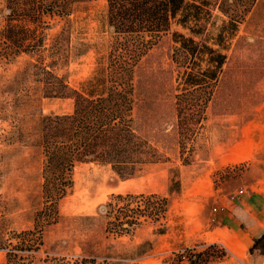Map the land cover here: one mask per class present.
<instances>
[{"label":"rangeland","instance_id":"374dc122","mask_svg":"<svg viewBox=\"0 0 264 264\" xmlns=\"http://www.w3.org/2000/svg\"><path fill=\"white\" fill-rule=\"evenodd\" d=\"M8 14L0 0V32ZM212 14L217 26L226 19L217 10ZM45 24L39 55L6 57L0 52V264H8L1 246L12 248L15 233L32 230L43 207L40 119L74 109L73 98L45 96V76L38 65L86 91L106 66L113 34L107 0L79 3L68 18L48 17ZM175 32L191 36L189 29L173 23L135 71V125L157 147L162 161L129 178L108 164H77L74 185L59 203L58 221L45 225L39 249L19 251L20 263L46 264L47 257H65L71 264L83 259L88 260L83 264H183V254L190 259L191 253L215 243L212 234H202L219 225L218 214L233 211L243 198L259 207L264 195V0H255L236 36L227 41L229 58L206 118L195 135L183 138V147L176 94L184 68ZM175 180L179 185L170 192ZM119 193L167 196L169 208L160 222L142 218L130 233L116 236L106 231V210ZM217 244L214 255L225 257L211 264L228 256L226 246Z\"/></svg>","mask_w":264,"mask_h":264},{"label":"trees","instance_id":"16d2710c","mask_svg":"<svg viewBox=\"0 0 264 264\" xmlns=\"http://www.w3.org/2000/svg\"><path fill=\"white\" fill-rule=\"evenodd\" d=\"M85 1L5 0L9 14L6 27L0 32V52L6 57L20 52L39 55L44 47L46 19L68 18L75 6ZM254 3L255 0H107V20L113 34L106 66L95 77V86L86 91L74 89L63 77L37 64L45 76V96L73 98L74 109L40 119L39 144L45 156L43 207L37 212L32 230L15 233L17 243H11L12 248L1 246L7 250L8 264H22L21 251L43 245L44 227L58 221L59 203L74 185L77 164H108L120 176L129 178L146 165L162 161L157 147L135 125V71L143 56L173 23L191 33V36L173 34L179 45L177 57L184 68L179 77L180 91L176 94L182 147L184 137L190 139L197 133L229 58L227 41L236 36ZM213 10L226 17L221 25L212 21ZM176 185H179L177 180L173 181L170 192L175 191ZM168 208L169 198L156 193L113 195L106 210V231L122 236L139 226L142 218L160 222ZM164 232L165 229L160 230ZM218 246L214 243L191 253V263L211 264L222 260L224 253L214 255ZM253 248L264 254V231L255 239ZM46 264H71V261L65 257H47Z\"/></svg>","mask_w":264,"mask_h":264},{"label":"crops","instance_id":"0c3cea01","mask_svg":"<svg viewBox=\"0 0 264 264\" xmlns=\"http://www.w3.org/2000/svg\"><path fill=\"white\" fill-rule=\"evenodd\" d=\"M256 201L242 199L233 211L218 214L219 225L202 237L212 234L213 242L224 244L228 256L218 264H264V254L253 248L255 239L264 231V195ZM257 208V209H256Z\"/></svg>","mask_w":264,"mask_h":264},{"label":"built area","instance_id":"2783aa9c","mask_svg":"<svg viewBox=\"0 0 264 264\" xmlns=\"http://www.w3.org/2000/svg\"><path fill=\"white\" fill-rule=\"evenodd\" d=\"M191 262V258L189 259L185 254H183V264H189Z\"/></svg>","mask_w":264,"mask_h":264}]
</instances>
